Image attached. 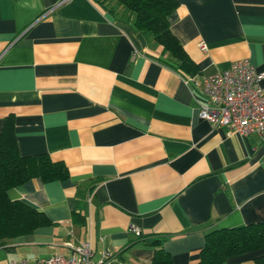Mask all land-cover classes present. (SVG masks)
I'll return each instance as SVG.
<instances>
[{"label":"crops","instance_id":"1","mask_svg":"<svg viewBox=\"0 0 264 264\" xmlns=\"http://www.w3.org/2000/svg\"><path fill=\"white\" fill-rule=\"evenodd\" d=\"M176 1L170 29L195 76L116 0H0V132L8 119L21 155L47 153L69 173L7 190L51 224L4 239L0 264L84 241L94 258L150 264L155 247L130 244L131 225L163 235L172 264H197L210 230L264 221V139L198 114L203 76L243 58L264 70V0Z\"/></svg>","mask_w":264,"mask_h":264},{"label":"trees","instance_id":"2","mask_svg":"<svg viewBox=\"0 0 264 264\" xmlns=\"http://www.w3.org/2000/svg\"><path fill=\"white\" fill-rule=\"evenodd\" d=\"M133 14L136 28L149 33L162 46V53L172 58L180 72L195 76L198 65L190 58L170 29L169 17L177 6L176 0H116ZM69 177L64 163L54 162L47 153L23 156L18 152L13 129L7 119L0 132V244L51 224L50 219L20 200L7 197V190L32 178L43 182L63 181ZM163 235H137L130 244L142 242L155 247L150 264H172L163 250ZM264 248V221L229 228H215L205 234L197 264H225L226 258ZM255 264H264V254Z\"/></svg>","mask_w":264,"mask_h":264},{"label":"built area","instance_id":"3","mask_svg":"<svg viewBox=\"0 0 264 264\" xmlns=\"http://www.w3.org/2000/svg\"><path fill=\"white\" fill-rule=\"evenodd\" d=\"M264 70L257 71L247 58L239 59L217 73L203 76L201 94L205 100L198 105L199 117L215 127L225 126L230 133L258 134L264 139ZM196 84L197 82L194 81ZM130 230L140 235L131 225ZM69 254H55L35 260L11 261L9 264H116L117 259L108 251L94 258L87 241L65 242Z\"/></svg>","mask_w":264,"mask_h":264}]
</instances>
